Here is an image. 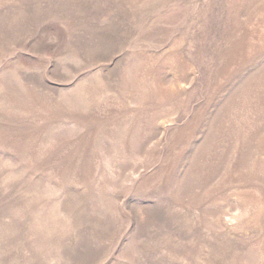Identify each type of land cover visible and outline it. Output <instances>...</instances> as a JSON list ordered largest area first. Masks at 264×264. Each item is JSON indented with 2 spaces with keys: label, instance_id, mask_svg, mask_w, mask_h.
<instances>
[{
  "label": "rangeland",
  "instance_id": "1",
  "mask_svg": "<svg viewBox=\"0 0 264 264\" xmlns=\"http://www.w3.org/2000/svg\"><path fill=\"white\" fill-rule=\"evenodd\" d=\"M0 264H264V0H0Z\"/></svg>",
  "mask_w": 264,
  "mask_h": 264
}]
</instances>
